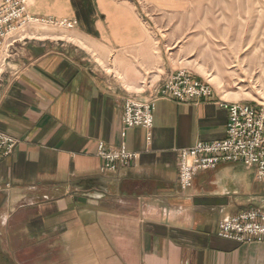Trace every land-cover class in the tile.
<instances>
[{
  "label": "crops",
  "instance_id": "crops-1",
  "mask_svg": "<svg viewBox=\"0 0 264 264\" xmlns=\"http://www.w3.org/2000/svg\"><path fill=\"white\" fill-rule=\"evenodd\" d=\"M29 12L76 21L65 36L30 30L0 74V131L14 136L0 157V264H264V242L217 235L218 221L264 208V181L240 162L178 182L179 150L225 136L236 101L157 97L150 128L122 122L146 51L145 28L115 0H28ZM62 31V30H58ZM113 64L121 78L104 67ZM194 77V76H193ZM139 91V92H138ZM123 146L134 161L102 171L97 144Z\"/></svg>",
  "mask_w": 264,
  "mask_h": 264
},
{
  "label": "rangeland",
  "instance_id": "rangeland-1",
  "mask_svg": "<svg viewBox=\"0 0 264 264\" xmlns=\"http://www.w3.org/2000/svg\"><path fill=\"white\" fill-rule=\"evenodd\" d=\"M115 1L147 33L146 51L125 64L142 72L137 90H150L162 71L182 69L226 98L264 105V0ZM104 69L121 78L113 64Z\"/></svg>",
  "mask_w": 264,
  "mask_h": 264
},
{
  "label": "built area",
  "instance_id": "built-area-1",
  "mask_svg": "<svg viewBox=\"0 0 264 264\" xmlns=\"http://www.w3.org/2000/svg\"><path fill=\"white\" fill-rule=\"evenodd\" d=\"M76 21L54 16H38L29 12L28 0H0V74L14 46L33 38L30 30H70ZM211 85L179 69L169 73L156 91L148 97L127 96L122 122L126 127L150 128L157 97H171L180 102L206 99L212 94ZM228 111L225 136L214 141H198L179 150L178 182L181 189L191 187L194 175L214 168L220 162H240L253 168L255 178L264 181V105L243 100L222 101ZM18 139L0 131V157L9 155ZM96 154L103 160L102 171H114L120 165L134 161L137 153L123 146L106 148L97 144ZM1 189V186H0ZM217 235L239 243L264 242V208L250 207L221 218Z\"/></svg>",
  "mask_w": 264,
  "mask_h": 264
}]
</instances>
